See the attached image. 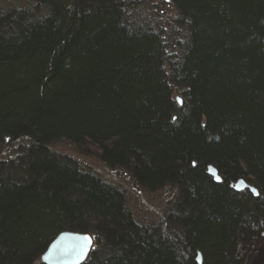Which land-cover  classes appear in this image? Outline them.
<instances>
[{"label": "trees", "instance_id": "16d2710c", "mask_svg": "<svg viewBox=\"0 0 264 264\" xmlns=\"http://www.w3.org/2000/svg\"><path fill=\"white\" fill-rule=\"evenodd\" d=\"M181 1L205 50L169 47L154 0L0 9V264H45L66 230L94 236L83 264H243L264 228V17L248 23L264 0ZM52 144L169 190L165 218L137 221L123 189Z\"/></svg>", "mask_w": 264, "mask_h": 264}, {"label": "rangeland", "instance_id": "374dc122", "mask_svg": "<svg viewBox=\"0 0 264 264\" xmlns=\"http://www.w3.org/2000/svg\"><path fill=\"white\" fill-rule=\"evenodd\" d=\"M23 1L24 0H0V9L12 7L16 3L21 4ZM191 1L194 3L196 2V0ZM148 4L149 7L155 9V15H157L160 20H162V18L173 19V21L171 20L168 24L162 21V27H158L159 32L166 38L169 47L184 51L194 49L200 51L205 50V44H207L205 35L209 26H206L203 22H198L194 18L197 11H195V8L191 4L188 7V5H183L181 0H154V2ZM218 4L219 6L223 5L220 1H218ZM211 8L218 9L216 6H211ZM261 17H264V14L261 16L256 14L252 16L248 23H252ZM220 24H222L223 27L225 26L226 29H229L230 26L234 28L242 27L240 24H234V26L227 23ZM167 65L168 64H166V67ZM176 93L177 91L175 92V96L178 97ZM51 148L58 153L71 156L82 167L97 173L108 183L123 189L127 197V204L137 221L155 223L165 218L167 208L173 198L169 190L150 191L144 189L128 176L129 173L118 168L111 169L105 165L96 154H86L73 146L62 144H52ZM14 151L15 150L7 149L2 153V157L12 155ZM36 262L39 263L38 260ZM243 264H264V228L261 231L258 241L255 242L252 249L245 254Z\"/></svg>", "mask_w": 264, "mask_h": 264}, {"label": "water", "instance_id": "95a60500", "mask_svg": "<svg viewBox=\"0 0 264 264\" xmlns=\"http://www.w3.org/2000/svg\"><path fill=\"white\" fill-rule=\"evenodd\" d=\"M182 103L181 98L177 97ZM208 172L212 174L216 181L222 180L217 168L210 164ZM231 185L235 190L240 191L249 189L254 195L259 194L258 188L247 182L244 178L232 182ZM88 238H91L89 241ZM95 245L94 236L79 231H62L49 244L45 252L42 254L40 261L45 264H83L90 256ZM196 260L199 263L203 261V255L200 250L197 251Z\"/></svg>", "mask_w": 264, "mask_h": 264}, {"label": "snow or ice", "instance_id": "6c2138e0", "mask_svg": "<svg viewBox=\"0 0 264 264\" xmlns=\"http://www.w3.org/2000/svg\"><path fill=\"white\" fill-rule=\"evenodd\" d=\"M89 239V241L91 240V238H88Z\"/></svg>", "mask_w": 264, "mask_h": 264}, {"label": "clouds", "instance_id": "9594fccd", "mask_svg": "<svg viewBox=\"0 0 264 264\" xmlns=\"http://www.w3.org/2000/svg\"><path fill=\"white\" fill-rule=\"evenodd\" d=\"M238 181V180H237ZM237 181H235V182H237Z\"/></svg>", "mask_w": 264, "mask_h": 264}]
</instances>
